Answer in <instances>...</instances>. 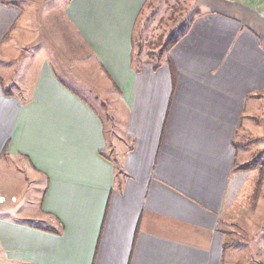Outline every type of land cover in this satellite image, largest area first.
<instances>
[{"label":"crops","instance_id":"0c3cea01","mask_svg":"<svg viewBox=\"0 0 264 264\" xmlns=\"http://www.w3.org/2000/svg\"><path fill=\"white\" fill-rule=\"evenodd\" d=\"M50 1L0 0V264H231L222 224L247 137L259 152L264 15L188 0L153 65L150 0Z\"/></svg>","mask_w":264,"mask_h":264},{"label":"rangeland","instance_id":"374dc122","mask_svg":"<svg viewBox=\"0 0 264 264\" xmlns=\"http://www.w3.org/2000/svg\"><path fill=\"white\" fill-rule=\"evenodd\" d=\"M58 1L51 0L47 6ZM188 2V0L149 1L141 19L139 61L151 60L153 65H159L167 58L168 51L163 47L171 38H177L186 31L189 22L197 12ZM248 5L241 11L247 17H254L258 13L259 16L261 13L264 15V0H250ZM262 98L263 103L260 107L262 115L259 118V152H253L256 149L255 138L247 137L246 141L250 146L247 148L249 150L246 154L247 159L245 162L242 160L243 166L236 164L238 169L245 170L243 169L245 167L247 170L235 176L237 180L233 185L232 193L235 196L232 199L231 208L225 211L222 224L227 247L233 252L232 262L229 260L231 264H264V93ZM118 128L120 127L115 129ZM9 167L12 171L16 170L15 163H10ZM15 175L17 173L13 174ZM1 186L0 183V193ZM29 194L32 199L34 192ZM11 200L14 201L13 198ZM6 207L10 208L9 203L5 201L1 204L0 202V210ZM17 214L10 213L7 216L18 221L20 217Z\"/></svg>","mask_w":264,"mask_h":264},{"label":"trees","instance_id":"16d2710c","mask_svg":"<svg viewBox=\"0 0 264 264\" xmlns=\"http://www.w3.org/2000/svg\"><path fill=\"white\" fill-rule=\"evenodd\" d=\"M178 37L177 38H171L167 43L166 45L163 47L165 48V50L169 51L172 47L175 46V44L178 42ZM245 168V167H243ZM247 169V168H246Z\"/></svg>","mask_w":264,"mask_h":264},{"label":"built area","instance_id":"2783aa9c","mask_svg":"<svg viewBox=\"0 0 264 264\" xmlns=\"http://www.w3.org/2000/svg\"><path fill=\"white\" fill-rule=\"evenodd\" d=\"M13 199H14V198H13ZM0 202H1V203L5 202V199L0 197Z\"/></svg>","mask_w":264,"mask_h":264}]
</instances>
